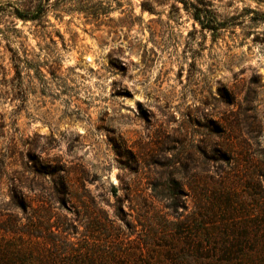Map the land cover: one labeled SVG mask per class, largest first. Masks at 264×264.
<instances>
[{
  "label": "rangeland",
  "instance_id": "rangeland-1",
  "mask_svg": "<svg viewBox=\"0 0 264 264\" xmlns=\"http://www.w3.org/2000/svg\"><path fill=\"white\" fill-rule=\"evenodd\" d=\"M8 1L0 236L39 259L50 227L58 258L247 264V215L264 221V2L210 0L212 31L182 0L42 23Z\"/></svg>",
  "mask_w": 264,
  "mask_h": 264
},
{
  "label": "trees",
  "instance_id": "trees-1",
  "mask_svg": "<svg viewBox=\"0 0 264 264\" xmlns=\"http://www.w3.org/2000/svg\"><path fill=\"white\" fill-rule=\"evenodd\" d=\"M186 10H191L194 20H196L201 29L216 31L222 27L221 22L217 21L212 15L209 7L212 6L210 0H182ZM264 2V0H257ZM83 0H16L8 1L11 7L10 14L25 21H35L42 23L44 17L50 9L64 11L69 9L85 12L86 15L106 14L110 6L105 0H98V3L87 5ZM98 5V6H96ZM100 6V7H99ZM63 8V9H62ZM98 9V10H97ZM260 180V185L263 183ZM5 229V227H2ZM8 231V229H5ZM48 235L44 236V244L47 246V255L42 259L34 256L32 251H25L21 248V243L15 238H9L6 233L0 236V264H106L99 262L93 256H75L58 258L55 254L59 250L60 235L56 234L49 227ZM53 236V237H52ZM111 264H125L123 262H113ZM247 264H264V221L258 214L251 213L247 215Z\"/></svg>",
  "mask_w": 264,
  "mask_h": 264
}]
</instances>
